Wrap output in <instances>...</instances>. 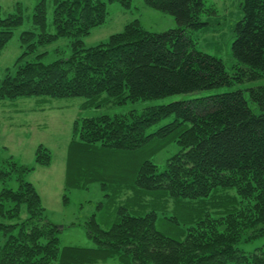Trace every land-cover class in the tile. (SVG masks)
I'll use <instances>...</instances> for the list:
<instances>
[{
  "label": "trees",
  "instance_id": "1",
  "mask_svg": "<svg viewBox=\"0 0 264 264\" xmlns=\"http://www.w3.org/2000/svg\"><path fill=\"white\" fill-rule=\"evenodd\" d=\"M108 1L131 6V0ZM144 1L173 15L178 27L158 33L134 20L86 47L84 37L106 20L105 0H54V33L46 31V0H38L33 23L42 31L22 33L25 51L15 70L0 78V100L85 97L86 108L98 106L106 93L120 105L264 75V0L242 3L232 46L240 62L234 74L223 60L195 47L190 31L204 23V0ZM22 23L21 8L4 16L0 5V52ZM62 37L72 38L69 57L51 63L23 60ZM249 96L259 111L238 89L141 113L77 118L68 146L67 188L100 181L110 191L101 205L113 207L107 229L96 214L86 224L95 247L61 245L63 228L50 221L39 191L26 179L36 166L4 159L0 264H97L115 257L119 264H264V249L239 247L243 240L264 236V85L249 88ZM169 116L172 122L147 134ZM171 143L179 150L164 165L150 158L137 161L139 150L157 153ZM51 162L40 144L36 165ZM11 179L15 187L7 185Z\"/></svg>",
  "mask_w": 264,
  "mask_h": 264
},
{
  "label": "rangeland",
  "instance_id": "2",
  "mask_svg": "<svg viewBox=\"0 0 264 264\" xmlns=\"http://www.w3.org/2000/svg\"><path fill=\"white\" fill-rule=\"evenodd\" d=\"M107 2V17L103 24L92 29L84 37L86 47L94 46L110 35L120 32L125 25L139 20L141 25L152 32H165L178 27L176 18L166 12L148 5L144 0H131V6L125 7L119 2ZM244 0H204L207 8L201 15L204 22L200 27L190 31L195 47L205 53L214 55L225 63L230 74L238 72L240 62L233 54L235 27L242 18V3ZM38 0H0L3 15L16 13L21 8L23 23L13 29V37L0 52V78H4L7 69L15 70L14 63L25 51L22 45V33L33 31L39 34L42 29L33 23V13ZM47 22L46 31L54 33L52 24L54 0H46ZM72 38L62 37L51 43L40 45L23 59L24 61H42L51 63L58 59L69 57L72 53ZM41 55V56H39ZM243 67V65H241ZM264 85V75L254 78L244 77L232 85L220 86L212 89L179 93L164 98L128 101L124 104H114L106 93L99 98L100 104L94 107L83 108L85 97H70L62 99L26 97L15 100H0V164L4 159L12 157L15 161L26 166H36V169L26 176L39 191L43 204L47 209V216L53 223L63 228L60 232L61 245H77L95 247L96 243L86 226L92 215L96 214L100 225L107 229L111 223L112 206L105 209L102 202L108 200L110 191L103 190L100 181L89 183L87 186L71 187L66 185L67 153L70 140L73 136L74 122L77 118L95 117L99 115L126 114L130 111L143 112L145 109L179 100H191L212 94L235 91H244L249 105L259 111L251 101L249 88ZM47 99V100H46ZM47 101V102H45ZM42 105L36 111L27 113L38 117L39 127H21L24 121L23 110ZM13 104L16 107H11ZM8 111L11 114H8ZM8 114V115H7ZM174 116L162 119L147 128V134L155 132L161 126L172 122ZM42 144L52 156L49 166L36 165V150ZM179 150L177 143H171L157 153L145 148L137 152V161L150 158L157 164L164 165L168 158ZM8 186L15 187L17 183L11 179ZM5 185L0 181V190ZM68 195V202L64 203V195ZM116 205V202H113ZM162 228V225H159ZM174 231V230H172ZM239 247L245 251L264 249V236L253 241H242ZM97 264H119L118 259L110 258Z\"/></svg>",
  "mask_w": 264,
  "mask_h": 264
},
{
  "label": "crops",
  "instance_id": "3",
  "mask_svg": "<svg viewBox=\"0 0 264 264\" xmlns=\"http://www.w3.org/2000/svg\"><path fill=\"white\" fill-rule=\"evenodd\" d=\"M45 102H47V101H45ZM11 105V107H16V106H14L13 104H10ZM42 105H38L37 103L35 104V106H33L32 108H30V109H28V111L27 110H23L22 112L24 113V115H26V116H24V121H23V123L20 125L21 127H23V126H27L28 125V128H30V127H39L40 126V124H42V123H40V121H39V119H38V117H32L31 115H29V114H27V113H35L36 111H41L42 110V112H44L45 111V109H39L38 107H41ZM8 114H11V112L10 111H8ZM7 114V115H8Z\"/></svg>",
  "mask_w": 264,
  "mask_h": 264
}]
</instances>
